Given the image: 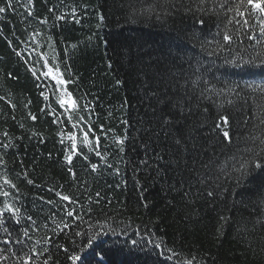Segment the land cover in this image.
<instances>
[{
	"label": "trees",
	"instance_id": "16d2710c",
	"mask_svg": "<svg viewBox=\"0 0 264 264\" xmlns=\"http://www.w3.org/2000/svg\"><path fill=\"white\" fill-rule=\"evenodd\" d=\"M0 8V264H264V11Z\"/></svg>",
	"mask_w": 264,
	"mask_h": 264
},
{
	"label": "snow or ice",
	"instance_id": "6c2138e0",
	"mask_svg": "<svg viewBox=\"0 0 264 264\" xmlns=\"http://www.w3.org/2000/svg\"><path fill=\"white\" fill-rule=\"evenodd\" d=\"M249 4H253L254 7L260 9L261 11H264V0H248ZM5 11L4 8H0V12ZM225 135L227 136V133H225ZM64 199H68V197H64ZM69 215H71V213H69ZM89 243H91V241H89ZM135 243V242H133ZM73 260H78L79 257L78 256H74L72 257Z\"/></svg>",
	"mask_w": 264,
	"mask_h": 264
},
{
	"label": "rangeland",
	"instance_id": "374dc122",
	"mask_svg": "<svg viewBox=\"0 0 264 264\" xmlns=\"http://www.w3.org/2000/svg\"><path fill=\"white\" fill-rule=\"evenodd\" d=\"M36 37V36H35ZM35 37H33L34 39H31V44H32V42L36 39L37 40V37L35 38ZM34 44V43H33ZM39 45V44H38ZM31 63H32V61L30 62V65H31ZM35 68V67H34Z\"/></svg>",
	"mask_w": 264,
	"mask_h": 264
}]
</instances>
